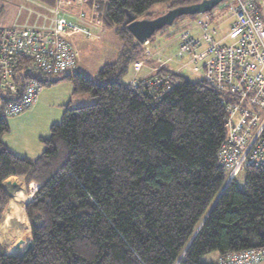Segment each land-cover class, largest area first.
<instances>
[{
	"label": "trees",
	"instance_id": "16d2710c",
	"mask_svg": "<svg viewBox=\"0 0 264 264\" xmlns=\"http://www.w3.org/2000/svg\"><path fill=\"white\" fill-rule=\"evenodd\" d=\"M35 1L50 6L55 0ZM200 1L106 0L104 26L120 45L93 78L76 69L45 74L25 58L11 70L15 91L3 89L0 77L7 94L0 108V223L9 202L6 181L38 185L25 207L32 249L19 258L0 245V264H204L210 253L264 248V168H244L243 187L233 181L220 194L224 95L172 74L166 95L153 101L124 81L144 58L143 45L124 25L126 13L150 19L157 4L170 10ZM169 73L155 76L170 80ZM28 80L39 90L67 80L73 97L91 100L64 107L36 159L16 156L1 140L8 132L5 109Z\"/></svg>",
	"mask_w": 264,
	"mask_h": 264
},
{
	"label": "built area",
	"instance_id": "2783aa9c",
	"mask_svg": "<svg viewBox=\"0 0 264 264\" xmlns=\"http://www.w3.org/2000/svg\"><path fill=\"white\" fill-rule=\"evenodd\" d=\"M30 1V0H27ZM70 4L71 0H64ZM90 7V17L99 22V0H79ZM103 2L106 0H102ZM234 11L237 23L230 36L232 45H222L209 40L204 64V80L216 92L224 95L220 99L226 113L227 138L218 152V160L226 170L223 188L236 182L240 171L246 167L264 168V0L256 4L249 2L252 9L240 0ZM54 8L53 19L48 26L28 27L19 22L0 26L1 87L15 91L11 70L17 66L18 58L32 62L34 68L45 74L60 75L74 71L77 54L70 41L72 35L92 38L91 29L76 24ZM17 11V16H19ZM83 14L80 15L79 19ZM46 19V18H45ZM185 35V34H184ZM182 38V39H181ZM177 57L189 52V44L182 36ZM194 62L200 57H193ZM136 65L135 69H138ZM169 77L157 78L141 86L153 101L163 98L168 92ZM39 88L34 80H28L17 102L9 104L5 113L16 115L31 106ZM263 113V117L261 116ZM36 191V186H31ZM33 192V193H34ZM32 196V194H30ZM264 261V248L244 250L227 255H217L212 264H260Z\"/></svg>",
	"mask_w": 264,
	"mask_h": 264
},
{
	"label": "rangeland",
	"instance_id": "374dc122",
	"mask_svg": "<svg viewBox=\"0 0 264 264\" xmlns=\"http://www.w3.org/2000/svg\"><path fill=\"white\" fill-rule=\"evenodd\" d=\"M99 1H101L100 7L106 2H103L102 0ZM26 2L27 0H0V24H9L12 21V18L14 19L16 17L17 11L21 12L20 7H29ZM28 2H36V8L34 9L35 13L33 12V14H28L27 19L24 22H20V25L40 27V25L45 22V26H48L54 16L52 10L54 8H59V14L64 13L67 19L92 30V38H84L79 35L83 40L77 41L76 39L79 38L71 40V37L73 38L77 35H72L70 37V41L71 43L73 41L74 45H72L77 54L76 72H81L87 77L93 78L102 66L113 60V56L116 55L119 49L120 42L118 41L114 29L104 26L103 14L100 7L99 25L97 21L90 17V7L83 5V3L79 0H71L70 4H66L64 0H55L50 6L35 0H30ZM240 2L243 3L246 10H248L252 9V5L249 4V2L256 4L257 0H240ZM239 4L240 3H237L236 1L232 2V0H224L210 12L201 15L180 17L176 19L172 25L164 27L156 32L153 37L142 44L144 48V58L135 62L133 66L128 69V72L124 77V81L129 82L131 80L129 84L135 88L133 86L134 84H140L141 82L148 83V81L155 80L157 79L155 75L161 69H167L171 75L169 80L170 83L173 82L172 74L173 76L174 74L180 75L191 82H205L203 67L209 60V57L205 55L209 42L206 41L205 38L219 42L222 45L234 44L235 40L230 36V33L232 32L234 25L237 23V16L234 11L229 8L235 9ZM166 8L165 4H157L150 12L152 18H140L136 20H152L163 16L168 11L172 10H166ZM213 13L218 14L216 16V24L213 20H211V15ZM81 14H83V17L81 18L83 21L79 19ZM225 14H229L233 18L231 23L230 21L223 22V20L225 21V19L228 18L227 16L224 17ZM204 17H206L205 22ZM207 21H211L212 23H208ZM182 36L186 39L185 43L189 44L188 49L190 53H184L181 57H177ZM88 40H94L95 42ZM176 41V52L174 54L162 53L163 48H159V45L164 46L168 43H174ZM79 44H84L85 46L80 48ZM192 56L200 57V59H202L194 62ZM157 58H161L162 61L159 64L154 63L153 66V59L155 62ZM147 60L151 62V64L149 63L151 67L147 66L148 74L143 76L140 80H132V76L137 75L140 72L144 61ZM136 65H139L138 69H135ZM145 71V69H142L137 77L140 78ZM205 84L210 87L206 82ZM70 87L72 88L71 83L67 80H61L59 82L43 86L41 91H39L40 94H44L45 97L44 99H40L38 105H32L16 115H4L8 125V132L2 136L1 140L13 154L29 159H36L40 156L43 151L42 140L48 138L50 134L49 128L53 124L62 120L64 112L63 106L68 104V99L63 98L62 96L67 93V90H69ZM4 97H7V94L5 92H0V106L1 99ZM83 97L84 98L79 99H84L82 100L84 103L80 102L81 100H75L74 98H69V101L71 100L72 106H74L76 102L77 104L82 103L84 105H88L91 102L90 98L87 96ZM63 101H66L64 105H62ZM60 109H62V111H60ZM261 116L263 117V113H261ZM11 178L6 181L7 184L4 185L5 190H7V192L11 190H15L17 192L21 191L22 196L19 197L17 194L9 196L10 202H8L3 214V219L0 223V245L4 248L7 255L21 258V255H15L13 253H23L26 243L31 241L29 225L25 216V207L32 201L38 191V185L36 183H30L27 187H25L22 178ZM21 180L22 182H20ZM243 182L244 172L242 170L237 176L236 185L239 188H242ZM12 183H15V185ZM31 186L37 187L35 192L33 191L34 188ZM30 194H32V196ZM23 195L24 199L22 198ZM14 205L17 206V209L15 214L11 215ZM7 217H9L8 225H6L7 227L4 225L2 226ZM23 236L27 238V242L20 247H16L17 242ZM216 256V253H210L204 256L201 261L204 264H212ZM261 264H264V261Z\"/></svg>",
	"mask_w": 264,
	"mask_h": 264
},
{
	"label": "water",
	"instance_id": "95a60500",
	"mask_svg": "<svg viewBox=\"0 0 264 264\" xmlns=\"http://www.w3.org/2000/svg\"><path fill=\"white\" fill-rule=\"evenodd\" d=\"M224 0H202L199 3L185 6L177 7L168 11L163 16L152 20H136V17L126 13L124 20V25L132 37L140 44L147 42L151 37L155 35L156 32L163 29L164 27L170 26L173 22L183 16H193L201 15L210 12L219 3ZM225 188V187H224ZM224 188L220 194H222ZM27 242V238L23 236L16 244V247ZM32 249V242L26 243L25 250L21 254V258L24 257Z\"/></svg>",
	"mask_w": 264,
	"mask_h": 264
},
{
	"label": "crops",
	"instance_id": "0c3cea01",
	"mask_svg": "<svg viewBox=\"0 0 264 264\" xmlns=\"http://www.w3.org/2000/svg\"><path fill=\"white\" fill-rule=\"evenodd\" d=\"M28 5H29V7H26V8H22V7H20V9H21V12H20V15L18 16V17H15L14 19L12 18V21L11 22H24L26 19H27V17H28V14H33V12L35 13V11H34V9L36 8V2L35 3H30V2H26ZM74 10H76V9H74ZM216 13H213L212 15H211V20H213V22L215 23V21H216V16L218 15V14H216ZM228 17L227 19H225V21L223 20V22H226V21H230V23L233 21V18L229 15V14H225L224 15V17ZM206 21V17H204V22ZM3 22V21H2ZM10 22V23H11ZM208 23L209 22H211V21H207ZM212 23V22H211ZM216 24V23H215ZM198 28V27H197ZM199 29V28H198ZM74 38H79V39H76L77 41L78 40H83V39H81L82 37L81 36H79V35H77V36H74L73 38L71 37V40H74ZM88 41H93V42H95L94 40H88ZM72 44H73V41H72ZM74 45V44H73ZM176 45H177V41L176 42H174V43H168L167 45H159V48L160 47H162L163 48V50H162V53L163 54H166V53H175L176 52ZM85 45L84 44H79V47L80 48H82V47H84ZM75 47V46H74ZM175 48V49H174ZM115 57V55L113 56V58ZM162 60H161V58H157V60L154 62V59H153V62H152V65L154 64V63H160ZM151 62L149 61V60H147V61H144V63H143V65H142V67H141V70L142 69H145L146 71H145V73L144 74H142V76L140 77V78H138L137 77V75L141 72V70H140V72L137 74V75H134V76H132V80H140L143 76H145V75H147L148 74V69H147V66H150L151 67ZM154 66V65H153ZM131 81V80H130ZM130 81H129V83H130ZM41 91V90H40ZM40 91L38 92V95H37V97L35 98V100H34V102L31 104V106L33 105V106H36V105H38V103L40 102V99L42 98V99H44V97H45V95L44 94H40ZM83 96H86V95H81V96H77V97H73L72 96V88L70 87L69 88V90H67V93H65L64 94V96H62L63 98H66V99H68V104H70L71 103V100L69 101V98H74L75 100H77V99H79V98H84ZM79 100H81L80 102H82V100H84V99H79ZM86 100V99H85ZM64 103H66V101H63V103H62V105H64ZM82 103H84V102H82ZM82 103H80V104H77V102L74 104V106L73 107H77V106H81V105H84V104H82ZM68 104H66V105H68ZM65 105V106H66ZM65 106H63V107H65ZM0 108H1V106H0ZM60 111H62V109H60ZM57 123H59V122H57ZM49 131H50V128H49ZM49 137V136H48ZM11 179H15V178H11ZM20 182H22V180L20 181ZM7 183H5V185H6ZM13 185H15V183H12ZM12 191H14V190H12ZM12 191H9L8 192V194H9V196H11L12 194H11V192ZM20 193H21V191H20ZM23 199H24V195H23ZM10 202V201H9ZM13 254H15V255H21L22 253L21 252H14Z\"/></svg>",
	"mask_w": 264,
	"mask_h": 264
},
{
	"label": "bare ground",
	"instance_id": "6f19581e",
	"mask_svg": "<svg viewBox=\"0 0 264 264\" xmlns=\"http://www.w3.org/2000/svg\"><path fill=\"white\" fill-rule=\"evenodd\" d=\"M72 73H73V72H72ZM42 77H43V76H42ZM39 83H40V82H39ZM42 85H43V84H42ZM11 191H12V190H11ZM11 194H12V195H16V194H17V195H19V197L22 196V194H21L20 192H17V191H15V190L12 191ZM22 198H23V197H22ZM17 202H18V201H17ZM16 205H17V204H16ZM26 206H27V205H26ZM16 209H17V206L14 205V208L12 209V210H13L12 213L10 212L11 215H12V214H15ZM8 218H9V217L6 218V220L3 222L2 226H3V225H4V226L8 225ZM6 227H7V226H6ZM2 228H3V227H2ZM1 239H2V237H1ZM5 242H6V241H5ZM11 251H12V250H11Z\"/></svg>",
	"mask_w": 264,
	"mask_h": 264
}]
</instances>
